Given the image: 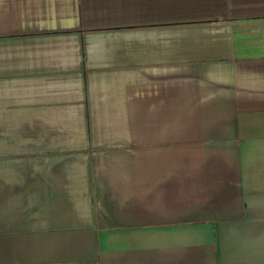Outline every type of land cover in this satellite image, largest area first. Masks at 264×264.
Here are the masks:
<instances>
[{"label": "crops", "instance_id": "0c3cea01", "mask_svg": "<svg viewBox=\"0 0 264 264\" xmlns=\"http://www.w3.org/2000/svg\"><path fill=\"white\" fill-rule=\"evenodd\" d=\"M0 264H264V0H0Z\"/></svg>", "mask_w": 264, "mask_h": 264}]
</instances>
